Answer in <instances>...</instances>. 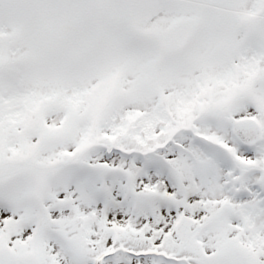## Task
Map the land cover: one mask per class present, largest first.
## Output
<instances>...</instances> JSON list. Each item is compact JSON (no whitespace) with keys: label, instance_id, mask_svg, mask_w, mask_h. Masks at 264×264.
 <instances>
[{"label":"snow or ice","instance_id":"obj_1","mask_svg":"<svg viewBox=\"0 0 264 264\" xmlns=\"http://www.w3.org/2000/svg\"><path fill=\"white\" fill-rule=\"evenodd\" d=\"M0 264H264V0H0Z\"/></svg>","mask_w":264,"mask_h":264}]
</instances>
